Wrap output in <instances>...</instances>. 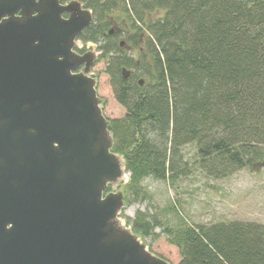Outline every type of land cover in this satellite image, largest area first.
Here are the masks:
<instances>
[{
  "label": "trees",
  "instance_id": "trees-1",
  "mask_svg": "<svg viewBox=\"0 0 264 264\" xmlns=\"http://www.w3.org/2000/svg\"><path fill=\"white\" fill-rule=\"evenodd\" d=\"M78 1L93 20L77 39H102L100 58L118 53L105 72L126 112L108 128L112 151L129 174L127 202L150 197L143 187L147 177L174 183L187 175L181 153L187 144L195 146L197 169L211 178L264 165V0ZM160 10L162 16L149 17ZM113 21L131 48L144 39L137 59L123 53L120 33H109ZM123 67L134 70L127 79ZM124 219L144 239L163 226L178 249L177 264H264L259 223L196 225L178 217L170 226L142 211Z\"/></svg>",
  "mask_w": 264,
  "mask_h": 264
},
{
  "label": "water",
  "instance_id": "water-1",
  "mask_svg": "<svg viewBox=\"0 0 264 264\" xmlns=\"http://www.w3.org/2000/svg\"><path fill=\"white\" fill-rule=\"evenodd\" d=\"M92 18L78 0H0V264H169L117 220L122 192H105L124 162L94 54L74 50Z\"/></svg>",
  "mask_w": 264,
  "mask_h": 264
},
{
  "label": "rangeland",
  "instance_id": "rangeland-1",
  "mask_svg": "<svg viewBox=\"0 0 264 264\" xmlns=\"http://www.w3.org/2000/svg\"><path fill=\"white\" fill-rule=\"evenodd\" d=\"M163 11L152 12L149 17L152 19L163 15ZM120 33L118 42L127 57L137 59L138 48L145 51L144 39L139 41L138 48H131L127 44L126 31L120 30V25L113 21L109 27ZM143 38L145 35L142 36ZM103 40L98 42L82 43L76 40L75 48L85 53H94V59L87 74L95 80L96 95L99 99V106L103 116L109 121L113 118L122 117L126 110L116 99L111 88L110 78L105 69L110 57L118 56L116 52H110L108 56L100 58L98 50ZM124 43V44H123ZM126 68V67H125ZM132 73L134 70L127 68ZM144 79V77H139ZM196 149L193 144L182 147L183 160L188 164V173L181 176L174 183L168 181L154 180L147 177L143 181V187L149 193V198L138 199L127 202V195L124 185L128 181L129 174L123 171L117 182L110 184L108 192H122L124 200L119 210L118 219L126 225L124 217L133 218L138 211L147 212L149 215H158L163 224L173 226L177 223L178 217H182L192 224L229 223L233 221L254 222L264 225V165L256 164L253 167L242 168L228 177L215 179L205 175L195 166ZM175 210H174V209ZM163 226L156 227L153 234L147 238L138 237L153 254L164 259L169 264L179 262L178 249L169 244L167 235L162 230Z\"/></svg>",
  "mask_w": 264,
  "mask_h": 264
},
{
  "label": "flooded vegetation",
  "instance_id": "flooded-vegetation-1",
  "mask_svg": "<svg viewBox=\"0 0 264 264\" xmlns=\"http://www.w3.org/2000/svg\"><path fill=\"white\" fill-rule=\"evenodd\" d=\"M81 68H82V67H81ZM81 68H80L79 70H81ZM79 70H78V71H79Z\"/></svg>",
  "mask_w": 264,
  "mask_h": 264
}]
</instances>
